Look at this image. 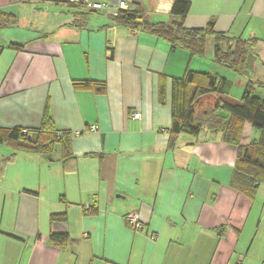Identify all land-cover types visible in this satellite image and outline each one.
<instances>
[{"label":"crops","instance_id":"crops-1","mask_svg":"<svg viewBox=\"0 0 264 264\" xmlns=\"http://www.w3.org/2000/svg\"><path fill=\"white\" fill-rule=\"evenodd\" d=\"M174 1L134 5L167 22ZM187 1L185 27L213 19L218 32L264 42V0ZM0 11L18 19L0 29V128H37L47 109L69 135L65 151L58 143L47 154L0 143V264H264V184L254 197L231 187L237 149L220 133L181 132L170 144L167 132L173 78L218 74L239 99L245 80L264 83V47L237 87L212 61L211 37L203 57H190L104 10L0 0ZM84 80L105 91L74 86ZM255 92L264 97V87ZM242 130V145L258 138L248 123ZM131 214L143 229L129 227ZM52 232L68 234L67 246L50 245Z\"/></svg>","mask_w":264,"mask_h":264},{"label":"trees","instance_id":"trees-1","mask_svg":"<svg viewBox=\"0 0 264 264\" xmlns=\"http://www.w3.org/2000/svg\"><path fill=\"white\" fill-rule=\"evenodd\" d=\"M77 10L83 9H76ZM190 8L187 0H175L170 10L169 21L151 22L137 8L110 15L115 25L124 26L132 32H145L162 39L169 50L182 49L190 57H203L208 37L212 38V61L235 74H244L250 53L258 55L256 49L264 47L257 37L233 36L214 29V20L210 19L203 28H187L184 19ZM15 15L0 11V29L17 25ZM19 48V44H10ZM264 65V62L262 63ZM75 87L105 91L104 82L93 80L75 81ZM229 81L226 77L207 71L186 69L183 76L173 78L171 90V124L167 129L169 143H173L179 133L199 134L203 129L221 134L222 141L237 149V160L233 168L230 185L232 188L254 197L256 189L264 184V97L255 90L264 87V83L248 79L242 95L234 99L226 95ZM215 95L210 101L208 96ZM159 102L165 101V89L161 84L158 90ZM204 100V101H203ZM248 123L259 132L258 138L247 145L240 143L243 125ZM0 128V143H10L14 150L24 152L49 153L56 144L62 149L69 146V135L56 129L47 111L37 128ZM69 150V149H68ZM64 216L52 215L51 220ZM48 243L64 248L69 243L66 233H50Z\"/></svg>","mask_w":264,"mask_h":264},{"label":"built area","instance_id":"built-area-1","mask_svg":"<svg viewBox=\"0 0 264 264\" xmlns=\"http://www.w3.org/2000/svg\"><path fill=\"white\" fill-rule=\"evenodd\" d=\"M50 1H58L62 4H65L69 7L83 9V10H93V11H106L110 15H117L121 11H131L135 9V5L133 2H129L126 0H50ZM131 117L134 119H137L140 117L139 112H134L131 114ZM93 129L94 127L91 126ZM26 130L23 129V132ZM84 211L89 212L90 206L85 205ZM126 221L129 224V227H131L134 230H141L143 229V226L141 223L137 220V218L131 214L128 215V217L125 218Z\"/></svg>","mask_w":264,"mask_h":264},{"label":"rangeland","instance_id":"rangeland-1","mask_svg":"<svg viewBox=\"0 0 264 264\" xmlns=\"http://www.w3.org/2000/svg\"><path fill=\"white\" fill-rule=\"evenodd\" d=\"M126 1H129V2H135V1H141L142 2V0H126ZM254 59H255V54L252 52V53H250V56L248 57V65H247V68H246V70H245V72H244V74L245 73H249V74H252L253 73V68H252V65H253V62H254ZM203 71H205V70H203ZM227 71L229 72V76L228 77H232V79H233V81H235L236 83H234V85H236L237 87H238V80H240V77L242 76V74H235L234 72H232V71H230V70H228L227 69ZM237 76V77H236ZM244 76V75H243ZM246 81V80H245ZM236 86L235 87H233V92L235 93V90H236ZM254 133L256 134V135H258V132L254 129Z\"/></svg>","mask_w":264,"mask_h":264},{"label":"water","instance_id":"water-1","mask_svg":"<svg viewBox=\"0 0 264 264\" xmlns=\"http://www.w3.org/2000/svg\"><path fill=\"white\" fill-rule=\"evenodd\" d=\"M135 3V2H134Z\"/></svg>","mask_w":264,"mask_h":264}]
</instances>
